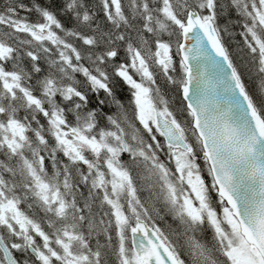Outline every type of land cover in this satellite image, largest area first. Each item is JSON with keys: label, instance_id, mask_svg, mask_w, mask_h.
I'll return each instance as SVG.
<instances>
[{"label": "snow or ice", "instance_id": "obj_1", "mask_svg": "<svg viewBox=\"0 0 264 264\" xmlns=\"http://www.w3.org/2000/svg\"><path fill=\"white\" fill-rule=\"evenodd\" d=\"M0 264H264V0H0Z\"/></svg>", "mask_w": 264, "mask_h": 264}]
</instances>
